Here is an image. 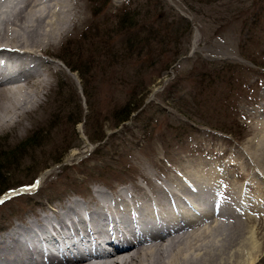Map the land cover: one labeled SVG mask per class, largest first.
Returning <instances> with one entry per match:
<instances>
[{"label":"rangeland","instance_id":"1","mask_svg":"<svg viewBox=\"0 0 264 264\" xmlns=\"http://www.w3.org/2000/svg\"><path fill=\"white\" fill-rule=\"evenodd\" d=\"M73 1L80 23L47 56L60 69L41 103L24 130H0V229L76 193L131 187L139 169L226 163L218 154L243 147L262 115L264 0Z\"/></svg>","mask_w":264,"mask_h":264},{"label":"bare ground","instance_id":"2","mask_svg":"<svg viewBox=\"0 0 264 264\" xmlns=\"http://www.w3.org/2000/svg\"><path fill=\"white\" fill-rule=\"evenodd\" d=\"M79 12L73 0L0 9V130L26 128L60 69L47 56L73 42ZM257 111L246 144L218 154L232 157L226 163L164 167V177L139 169L131 187L98 186L13 219L0 229V264H256L264 256V107ZM201 200L208 206L197 211Z\"/></svg>","mask_w":264,"mask_h":264},{"label":"trees","instance_id":"3","mask_svg":"<svg viewBox=\"0 0 264 264\" xmlns=\"http://www.w3.org/2000/svg\"><path fill=\"white\" fill-rule=\"evenodd\" d=\"M142 98H140L139 100L133 102H129L127 105H124V107L119 108L118 110L115 111V116L117 117V121L116 124L119 125L121 124V122H123L124 120H127L131 117V113L133 110H135L136 108H138L140 106V102H141ZM133 102V103H132ZM103 136V135H102ZM100 136V137H102ZM93 138H98V136L93 137ZM1 170V167H0ZM1 172V171H0ZM9 187H3L0 189V194L5 192Z\"/></svg>","mask_w":264,"mask_h":264}]
</instances>
